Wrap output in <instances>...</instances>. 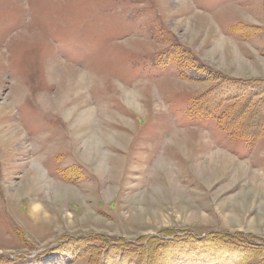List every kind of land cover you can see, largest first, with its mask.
<instances>
[{
	"label": "rangeland",
	"instance_id": "rangeland-1",
	"mask_svg": "<svg viewBox=\"0 0 264 264\" xmlns=\"http://www.w3.org/2000/svg\"><path fill=\"white\" fill-rule=\"evenodd\" d=\"M206 68L264 82V0H0V264H264V126L218 124L264 93Z\"/></svg>",
	"mask_w": 264,
	"mask_h": 264
},
{
	"label": "trees",
	"instance_id": "trees-1",
	"mask_svg": "<svg viewBox=\"0 0 264 264\" xmlns=\"http://www.w3.org/2000/svg\"><path fill=\"white\" fill-rule=\"evenodd\" d=\"M206 70H208V69L206 68ZM207 74H209V75L216 74L218 76L219 81H224V82H228L231 84V88L229 87V89H227V90H223V89L218 90L220 92L219 95H221L222 98H224L225 96H227L226 97L227 99L232 98L233 100H231V101L234 102L233 104H236V102H238V100H240V99L245 101V103L239 102L240 107L238 109L239 110L238 113L240 116H241L242 112H244L247 109V106L245 105V104H247L246 102L252 100V97H254L256 95H261L262 93H264V82H259L256 79L250 80V81H244L242 79H236V78L230 77L226 74L221 73L218 70H212V71L208 70ZM243 89L246 90L245 93L241 92ZM259 91L261 93H259ZM205 94L211 96L213 94V89L208 88V90L206 91ZM210 96H207V97H210ZM221 96L219 97L220 101H221ZM198 105H199L198 101L195 100L194 104H193L194 110L196 108H198ZM250 108H253V109H250L249 112L251 115L254 116V119L252 120L249 117V119H248L249 124H247V126H245V127L238 126L239 124H237V121H236L237 117L234 116L233 111H231L228 114H226L228 111H225V113L222 117H218L219 126L224 130H230L231 129L232 133H236L238 135V137L243 138L245 140L250 139V137L253 138V136L256 133H258L259 130L262 131V126H264V123H263L264 122V95L262 94L261 99L257 100L256 103L253 105V107H250ZM244 128L247 130L243 133V130L241 131V129H244ZM238 130H240L241 133ZM161 236H165V237L173 236L174 237L172 240H163V239H161V238L159 239L157 237V239L159 241H161L164 244V246L167 245L170 247L172 245L181 244V241L178 242L179 237L177 235H175L174 233H166V234L163 233V235H161ZM242 237H243L244 243L253 244V245H250L251 249H262V248H264L263 244L258 245V244L252 243L250 241L251 238L249 236L242 234ZM70 240L68 239L65 242L70 241ZM219 246H221V248L224 247V242H222V244H220ZM166 248L167 247H165V249ZM140 255H141V253H140ZM176 258H177L176 260L178 261L179 255ZM181 261H182V259L180 260V262ZM198 263H201V262L199 261ZM189 264H192V263L189 261ZM195 264H197V263H195Z\"/></svg>",
	"mask_w": 264,
	"mask_h": 264
},
{
	"label": "bare ground",
	"instance_id": "bare-ground-1",
	"mask_svg": "<svg viewBox=\"0 0 264 264\" xmlns=\"http://www.w3.org/2000/svg\"><path fill=\"white\" fill-rule=\"evenodd\" d=\"M232 31H233V30H232ZM89 142L92 143L93 141L90 139ZM93 143H94V142H93ZM95 143H96V142H95ZM95 143H94V144H95ZM97 144H98V143H97ZM86 146H87V145H86ZM95 146H96V145H95ZM92 147H93V146H92ZM93 148H94V147H93ZM90 150H91V149H90ZM94 152H95V151H94ZM99 156H100V155H99ZM101 159H102V157H101ZM101 159H100V160H101ZM162 165H163V164H162ZM167 171H168V170H167ZM42 174H43V172L41 173L40 170H36V171L33 172L32 182H33L34 185H37V183H38V181H39L38 178H42V176H43ZM34 177H35V178H34ZM36 179H37V180H36ZM30 186H31V185H30ZM51 186H52V188H50V189H54V187H55V189L53 190V193H54L56 196H65V195H66L67 192H64V190H63V191H61L60 189L58 190L57 187H56L54 184H52ZM44 188H45V187H44ZM39 192H40V191H39ZM38 209H40V208H38V206H35V207L33 208V210H34L33 212H34V213H35V212L38 213V212H39ZM36 213H35V214H36ZM38 214H41V210H40V212H39ZM37 216H40V215H37ZM71 247H72V246H71ZM160 255H161V254H160Z\"/></svg>",
	"mask_w": 264,
	"mask_h": 264
}]
</instances>
